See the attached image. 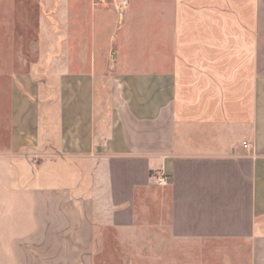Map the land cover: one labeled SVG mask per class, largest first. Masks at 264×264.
Here are the masks:
<instances>
[{
  "label": "crops",
  "instance_id": "0c3cea01",
  "mask_svg": "<svg viewBox=\"0 0 264 264\" xmlns=\"http://www.w3.org/2000/svg\"><path fill=\"white\" fill-rule=\"evenodd\" d=\"M122 1L0 0V264H264V0Z\"/></svg>",
  "mask_w": 264,
  "mask_h": 264
},
{
  "label": "rangeland",
  "instance_id": "374dc122",
  "mask_svg": "<svg viewBox=\"0 0 264 264\" xmlns=\"http://www.w3.org/2000/svg\"><path fill=\"white\" fill-rule=\"evenodd\" d=\"M6 87H7V84H5V83H1L0 84L1 90H3ZM102 87H103V90H104V96L106 97L103 100V104H104L103 113L106 115L108 113L107 107H108V100H109L108 96H109V92H110V83H104ZM24 157H25V159L29 160L30 164H32V165H35V164L39 163L38 160H36V159H38L37 155L26 154V156H24Z\"/></svg>",
  "mask_w": 264,
  "mask_h": 264
},
{
  "label": "built area",
  "instance_id": "2783aa9c",
  "mask_svg": "<svg viewBox=\"0 0 264 264\" xmlns=\"http://www.w3.org/2000/svg\"><path fill=\"white\" fill-rule=\"evenodd\" d=\"M122 4L124 5L125 4V0L122 1ZM248 144L246 143H243V147L247 148Z\"/></svg>",
  "mask_w": 264,
  "mask_h": 264
}]
</instances>
